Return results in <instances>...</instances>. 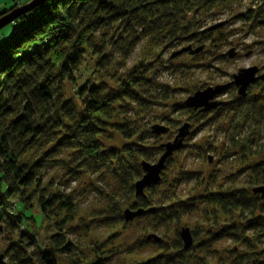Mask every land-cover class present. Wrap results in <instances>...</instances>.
I'll return each mask as SVG.
<instances>
[{
  "label": "trees",
  "instance_id": "1",
  "mask_svg": "<svg viewBox=\"0 0 264 264\" xmlns=\"http://www.w3.org/2000/svg\"><path fill=\"white\" fill-rule=\"evenodd\" d=\"M236 1L240 0H45L8 25L7 32L0 35V235L7 231L16 236V241L9 244L10 264H56L57 255L63 256L69 264H80L75 245L66 239L73 229H64L75 216L72 199L61 194L44 197L39 189L40 171L56 164L53 159L63 153H68L69 177L101 171L114 179L121 190V198L106 196V211L92 217L87 224L78 221L77 229L122 227L128 224L122 216L125 209L142 210L133 220L148 219L150 229L165 226L169 229L178 226L197 205L210 207L211 222L205 224L211 223L215 228L205 232V240L198 239L202 226L188 228L192 239L188 249H183L177 230L169 242L159 238V242L154 243L146 239L150 235L146 234L132 247L142 250L153 246L159 253L135 264H192L194 260L206 264L199 252L221 240L244 248L241 254L229 253L231 264H264V249L259 247H264V210L258 195L251 193L252 188L264 185V162L249 169L251 177L245 188L233 187L185 200L176 199L167 206L151 207L149 201V196H154L163 184L162 172L158 182L144 189L141 195L134 196L133 190V183L142 175L140 163H152L163 151L161 147L144 144L158 136L151 133V127L162 125L153 124L143 129L135 126L133 119L148 113L151 106L168 101L172 90L156 82L168 69L156 54L126 70L127 57L140 41L151 38H154V44H149L152 48L161 45L189 47L190 50L202 48L199 45L192 49L190 45L199 35L192 32L198 15ZM260 1L257 16L252 20L261 18L264 12V0ZM14 8L16 5L1 10L0 17ZM239 19L251 20L247 15ZM256 25H264V18L257 20ZM103 30L116 33L115 41H106L100 34ZM196 43L203 42L196 39ZM106 44L119 51V61L111 57ZM85 55L92 61V72L102 73L112 85L84 77L72 95L65 97L64 85L74 84V73L85 62ZM254 86L259 92L251 94L252 85L242 97L230 87L229 102H220L209 114L213 113L216 119L224 111L245 109L261 122L264 120V84L259 82ZM171 112L197 117L208 113L186 109L182 104L173 105ZM164 128L166 133L170 131ZM111 133L124 140L136 139L119 149H105L99 138L109 139ZM45 145L49 147L32 161L24 160L29 151ZM170 162L167 158L165 170ZM194 177V174H185L182 179L189 181ZM30 188L42 219L51 222L57 230L44 248H39L34 241L35 221L30 205L25 206L30 197L26 196V191ZM61 212L65 217L57 220ZM217 215L228 222L219 224ZM23 224L29 231L21 230ZM92 252L96 261L91 264H101L106 254L102 256L98 248H92Z\"/></svg>",
  "mask_w": 264,
  "mask_h": 264
},
{
  "label": "rangeland",
  "instance_id": "2",
  "mask_svg": "<svg viewBox=\"0 0 264 264\" xmlns=\"http://www.w3.org/2000/svg\"><path fill=\"white\" fill-rule=\"evenodd\" d=\"M30 1L0 0V11L13 5L23 6ZM260 6V0H240L216 6L198 15L197 24L192 32L199 35L194 37L190 45L192 49L199 45H202V48L201 52L192 58L182 54L169 59L171 53L176 52L180 46L166 48L161 45L152 48L149 44H154V38L140 41L127 57L124 68L126 70L140 60L149 59L155 54L159 57L160 63L168 67L157 77L156 82L172 90L170 99L151 106L148 113L135 117L133 121L135 126L143 129L149 125L160 124L168 127L170 131L147 140L144 144L152 148L161 147L172 140L180 124H190L188 134L182 141V147L169 157L171 162L167 170L165 167L162 170L163 184L154 196H149L151 207L167 206L176 199L185 200L233 187L245 188L251 177L249 169L264 162V120L260 122L245 109L224 111L216 119L213 113L209 114V112L199 117L182 112H171L173 105L182 104L186 97L206 87L228 85L214 98L215 101L226 104L231 99L229 92V88L232 87L229 85L231 76L238 70L255 67L258 73H264V25H256L257 20L264 18V12L260 14L261 18L252 20L257 16ZM242 15L250 16L251 20L239 19ZM218 24L219 29L205 32L206 29ZM7 29H9L8 25L0 30V35H4ZM100 34L106 41L111 40V42H114L117 37L116 33L111 34L107 30L101 31ZM196 39L202 40L203 43H196ZM106 46L111 57L119 61L117 58L119 51L107 44ZM231 54L233 56L229 57L228 55ZM222 55L225 56L218 59ZM84 61L74 73V84L64 85L65 97L72 95L75 86L79 85L84 77L89 76L112 85L107 77L102 76V73L92 72V61L88 56H84ZM250 91L251 94H255L259 92V89L253 86ZM165 120H167L166 123ZM135 139L134 137L131 140H124L120 135L111 133L109 139L99 138V141L105 149H119ZM47 147L49 145L37 147L39 150L29 151L24 160L32 161ZM158 156L159 154L155 158L157 159ZM53 160L56 164L40 171L39 189L42 190L44 197L61 194L72 199L75 216L64 229H73L66 235V239L75 245L76 258L79 259L80 264H91L96 261L92 248L100 249L102 256L106 254L101 264L139 263L159 253L153 246H147L142 250L132 247L133 243L143 239L146 234L155 235L169 242L172 240L174 230L178 232L183 227L193 229L202 226L203 232L198 239L203 241L206 238L205 232L215 228L211 223L205 224V222H211L210 207L199 204L195 211L185 216L178 226L169 229L167 226L150 229V222L146 218H138L122 227L117 226L111 229L97 226L77 229L75 227L78 221L87 224L92 217H98L106 211V196L121 198L120 186L101 171L91 175L69 177L68 153H63ZM185 174H194L195 177L186 181L182 179ZM31 192L32 188L26 191V196L30 195V197L25 206L30 205L29 210L35 221L36 228L35 230L32 228L34 241L39 248H44L48 244L49 237L57 230L51 222L42 219L35 204V194ZM12 201L15 202V199L13 198ZM63 217L65 214L61 212L56 219L60 220ZM216 222L223 224L228 220L217 215ZM216 222L212 220V223ZM20 228L22 231L25 229L29 231L26 224ZM14 241L16 236L10 235L7 231L0 235V255L5 263L10 264L9 244ZM259 247L264 249L262 246ZM243 251L242 246L233 244L229 240H221L210 244L204 250L201 249L199 257L203 258L206 264H231L232 257L229 253L241 254ZM55 260L56 264H69L60 255L55 256ZM200 261L194 260L192 264H201Z\"/></svg>",
  "mask_w": 264,
  "mask_h": 264
},
{
  "label": "water",
  "instance_id": "3",
  "mask_svg": "<svg viewBox=\"0 0 264 264\" xmlns=\"http://www.w3.org/2000/svg\"><path fill=\"white\" fill-rule=\"evenodd\" d=\"M45 0H31L23 6H19L8 12L7 14L0 17V30L5 26L11 24L14 20H16L21 15L32 11L37 6L41 5ZM220 27V25H213L207 30H214ZM201 52V47L190 50L189 47H184L179 49L176 52L171 53L170 58L175 56H179L182 53H188V55L192 56ZM256 68L249 67L240 69L236 74L231 76V81L229 85L234 86L236 95L239 97L244 96L246 89L253 85L256 81H260L264 84V74L258 77L255 76ZM228 85L217 86L214 88L206 87L202 90L195 91L192 95L188 96L184 99L182 106L186 109L198 110L202 113L209 112L215 109L220 102L215 101L214 98L217 94H219L222 90L226 89ZM189 125L187 123H183L177 129V132L173 139L170 142H166L161 146L162 153L157 158V160L153 163L141 162L140 168L142 171V175L139 179H137L133 183L134 196H139L142 194L143 190L156 184L159 180L160 173L164 168V163L167 158L171 156V154L178 150L181 147L183 139L188 134ZM167 129L162 126H152L151 133L155 135L166 133ZM251 193L254 195H258L263 210H264V185L256 186L251 189ZM142 214V210L138 209L135 211H131L125 209L122 212L123 220L125 222H131L134 218L139 217ZM262 219L264 221V213L262 214ZM179 240L181 241L183 249H188L192 244V239L189 233L188 228H181L178 232ZM147 240H152L154 243L159 242V237L155 235L146 236ZM0 264H8L5 263L0 255Z\"/></svg>",
  "mask_w": 264,
  "mask_h": 264
},
{
  "label": "flooded vegetation",
  "instance_id": "4",
  "mask_svg": "<svg viewBox=\"0 0 264 264\" xmlns=\"http://www.w3.org/2000/svg\"><path fill=\"white\" fill-rule=\"evenodd\" d=\"M231 55L233 56V54H231ZM232 56H231V57H232ZM263 74H264V73H263ZM263 74H262V73H258V72H257V69H256V74H255L256 77H258V76H260V75H263ZM259 82H260V81H256V82L253 84V86H254V85H257ZM251 86H252V85H251ZM232 87L234 88V86H232ZM249 87H250V86H249ZM234 89H235V88H234ZM235 91H236V90H235Z\"/></svg>",
  "mask_w": 264,
  "mask_h": 264
}]
</instances>
